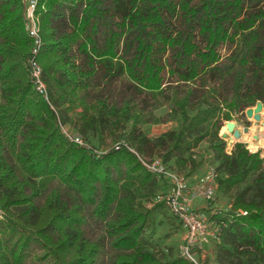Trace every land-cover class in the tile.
Instances as JSON below:
<instances>
[{
    "label": "trees",
    "instance_id": "16d2710c",
    "mask_svg": "<svg viewBox=\"0 0 264 264\" xmlns=\"http://www.w3.org/2000/svg\"><path fill=\"white\" fill-rule=\"evenodd\" d=\"M23 10L0 0V264H194L167 240L178 216L149 206L169 184L145 163L187 179L204 140L214 195H232L210 207L214 262L264 264V159L219 134L257 101L264 121V0H38L48 100Z\"/></svg>",
    "mask_w": 264,
    "mask_h": 264
},
{
    "label": "built area",
    "instance_id": "2783aa9c",
    "mask_svg": "<svg viewBox=\"0 0 264 264\" xmlns=\"http://www.w3.org/2000/svg\"><path fill=\"white\" fill-rule=\"evenodd\" d=\"M19 1V0H17ZM24 4L23 24L28 32V35L33 41V46L26 59L27 70H29L31 83L35 90L43 98H47V87L42 80V69L37 60V52L41 45L38 15L35 11L38 0H20ZM66 136L80 142L71 131L63 129ZM232 145V144H231ZM231 146L227 149V151ZM145 166L153 172L163 174L169 179V188L164 193H157L154 201L149 204L152 206L157 202H163L175 215L185 231L183 242L179 245V252L185 258L190 259L194 264H217L214 261L204 259L205 245L210 243L211 238H215L219 233V228L212 224L207 218L193 208L192 201L201 197L206 206H211L210 202L214 200V193L217 187V173L214 166H208L206 173L201 176L194 185H189L187 179L176 170L167 169L161 164L160 159H154L150 163H145Z\"/></svg>",
    "mask_w": 264,
    "mask_h": 264
},
{
    "label": "rangeland",
    "instance_id": "374dc122",
    "mask_svg": "<svg viewBox=\"0 0 264 264\" xmlns=\"http://www.w3.org/2000/svg\"><path fill=\"white\" fill-rule=\"evenodd\" d=\"M244 118L247 121H249L248 124H247V122L245 121ZM244 118L242 117L240 119L236 118L235 120H232L233 122L236 123V128L240 131V133L244 132L243 131L244 127H248L249 129H247V131L244 132L245 134H248L250 137H251V135H255L256 134V135L259 136V138L260 137L264 138V121H263V119L260 120L259 122H257V121H254L252 119V117H250V118L244 117ZM178 126H179L178 121L174 120V121H168L167 123L153 124V126L152 125H150V126L149 125L148 126L144 125L143 126V130L149 136H154V135H158V134L168 130L169 128H178ZM65 128L67 129L68 132L71 131V129L69 127L66 126ZM225 131H226V129H225V123H224V125L220 129L219 134L220 135L222 133L226 134V141H227V148L226 149H228L230 146L233 145V143H231V141H233L234 139H233V136H231V134L226 133ZM256 141H257V139L251 140V143H249L247 140L241 139L239 142H243L246 145V147L248 148V150H250L252 152H256V150H260L261 151V156L264 159V148L263 147L257 146L255 148L256 150L252 149V147H249L250 145H252V142L255 143ZM233 142L235 143V141H233ZM193 152L195 153L196 158L199 157V158H202L203 160H205V163H207L206 166H209V165L213 166V165L216 164L214 159H213V151L210 150L209 143H208L207 140H204L201 143H199L198 147L196 149H194ZM182 172H183V174H185V173L187 174V169L182 171ZM164 179H165V181L168 184H170L169 179L166 176H165ZM164 192H166L165 189H163L162 191L157 192V193L161 194V193H164ZM231 196H232L231 193H228L227 195L215 194L213 203L210 204L211 206H207V207L214 208L215 206H220V207H222L224 209L225 208L227 209L228 208L227 206H228L229 202L231 201ZM200 198L201 197H199V198H197V199L192 201V203L194 205L193 208L196 211H198L199 215L202 214V212L199 211L200 205L204 204V200L202 198L200 200ZM197 202H199L198 205H196ZM152 206H150V207H152ZM197 207H199V208H197ZM156 217H157V220H158L157 221V226L153 230V233H151V238L153 236V240H154L153 242L154 243L156 242L157 237H159V239H160V237L161 238L164 237V234L167 233V231H168V228H167L168 226L167 225H163V224L160 225L162 223L161 219L164 218L163 215L157 214ZM184 233H185L184 230H183V232L178 231L176 233H172L171 237H169V239H167V240H170V241L172 240V242L178 243L180 245L183 242V240H184L183 239ZM204 259L207 260V257L205 256Z\"/></svg>",
    "mask_w": 264,
    "mask_h": 264
},
{
    "label": "water",
    "instance_id": "95a60500",
    "mask_svg": "<svg viewBox=\"0 0 264 264\" xmlns=\"http://www.w3.org/2000/svg\"><path fill=\"white\" fill-rule=\"evenodd\" d=\"M245 117L246 118H250L252 117V119L254 121L259 122L260 120H262L263 117V106L261 101H257L255 103L254 107H249L245 110L244 112ZM225 129H226V133L231 134V136H233V141L235 142H239L240 141V132L239 130L236 128V123L233 122L232 120H227L225 123ZM247 129H249L248 127H244V132L247 131ZM221 137L226 139V134L222 133L220 135ZM233 141H231V143H234Z\"/></svg>",
    "mask_w": 264,
    "mask_h": 264
},
{
    "label": "crops",
    "instance_id": "0c3cea01",
    "mask_svg": "<svg viewBox=\"0 0 264 264\" xmlns=\"http://www.w3.org/2000/svg\"><path fill=\"white\" fill-rule=\"evenodd\" d=\"M206 165H207V163H205V161H204L202 163V165L199 167V169H198V171L196 173H194L193 175L187 177V181L190 183L189 185H194L196 182H198L199 178L206 173V171L208 169V166H206ZM200 200H201V198H200ZM199 202H197L196 205H198ZM218 207H220V206H218ZM197 208H199V207H197ZM211 208L210 207H207L206 204H205V201H204V204L200 205L199 211H201L202 212V215L205 218L208 219L209 215L212 213ZM183 230L184 229L182 228L181 229V232H183ZM204 253H206L205 256L207 257V261H210V262L211 261H214L215 253L213 251V244L212 243H208L207 245H205Z\"/></svg>",
    "mask_w": 264,
    "mask_h": 264
},
{
    "label": "bare ground",
    "instance_id": "6f19581e",
    "mask_svg": "<svg viewBox=\"0 0 264 264\" xmlns=\"http://www.w3.org/2000/svg\"><path fill=\"white\" fill-rule=\"evenodd\" d=\"M223 130V129H222ZM226 132V131H225ZM240 132V131H239ZM240 140L241 139H245L247 140L249 143H251V140H255L257 139V141L255 143L252 142V145H250L249 147H252V149L256 150L255 148L257 146L263 147L264 148V138L260 137L258 135H251V137L248 134H245L244 132L240 133Z\"/></svg>",
    "mask_w": 264,
    "mask_h": 264
}]
</instances>
